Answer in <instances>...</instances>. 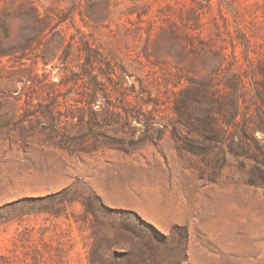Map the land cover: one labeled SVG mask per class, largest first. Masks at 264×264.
<instances>
[{
	"label": "rangeland",
	"instance_id": "374dc122",
	"mask_svg": "<svg viewBox=\"0 0 264 264\" xmlns=\"http://www.w3.org/2000/svg\"><path fill=\"white\" fill-rule=\"evenodd\" d=\"M25 1L112 73L60 83L81 70L77 45L66 63L39 60L34 81L0 63V197L17 195L0 202V264H264V0ZM24 27L13 19L12 40ZM190 34L251 90L237 129L197 103L175 109L172 82L212 69L190 68Z\"/></svg>",
	"mask_w": 264,
	"mask_h": 264
},
{
	"label": "trees",
	"instance_id": "16d2710c",
	"mask_svg": "<svg viewBox=\"0 0 264 264\" xmlns=\"http://www.w3.org/2000/svg\"><path fill=\"white\" fill-rule=\"evenodd\" d=\"M17 0H0V63L4 57L8 60L15 58L17 62L23 67V71L28 70L32 72L31 75L25 77L24 81L32 80L39 77L36 71V64L42 60L44 64H48L52 58L57 57L62 62H68L74 45H77L78 60L80 72L71 71V75H66L62 78L60 83L68 82L69 80L83 79L89 76L90 79L96 82L97 74H94L95 68L98 66L102 73L110 77L112 71L109 61L104 54L92 43L85 38L80 37L81 44H74V36L71 41H67L66 37L56 30V26H47L41 29V24L45 23V18L39 13L38 8L31 2L20 0L17 4L18 16L8 10V2ZM195 20V25L199 28L201 26V13L196 12L192 15ZM22 18L25 21V27L22 35L17 40H12V24L14 18ZM197 36L189 35V44L193 45V58L191 59L190 68H193L194 59H200L202 65L209 64L212 66L211 71L208 72L205 78L187 79L189 84H182L181 81L172 82V93L174 96V106L179 114H184L186 107L191 103H197L199 107H203L201 112L208 115H220L228 124H233L237 129L240 124V117L242 115V102L246 100L244 93L251 90L246 88V83L242 72L233 67L227 58L228 53L221 46H209V42L205 39H199L202 44L201 48L194 46ZM42 52L36 54V59L31 66H27L26 58L31 51L42 47ZM47 50H52V55L46 53ZM54 52V53H53ZM54 56V57H51ZM185 53L179 55V62L182 65ZM236 58L235 52H233ZM106 65L107 71L102 65ZM45 68V67H44ZM69 65L66 66V69ZM216 77H218L216 79ZM45 78H47L45 76ZM167 82H170L168 77ZM55 84V82H53ZM262 130H264V125ZM246 131H252L253 128L245 126Z\"/></svg>",
	"mask_w": 264,
	"mask_h": 264
},
{
	"label": "crops",
	"instance_id": "0c3cea01",
	"mask_svg": "<svg viewBox=\"0 0 264 264\" xmlns=\"http://www.w3.org/2000/svg\"><path fill=\"white\" fill-rule=\"evenodd\" d=\"M17 198V195H15L14 193L7 195L5 197H0V202H6V201H11Z\"/></svg>",
	"mask_w": 264,
	"mask_h": 264
}]
</instances>
